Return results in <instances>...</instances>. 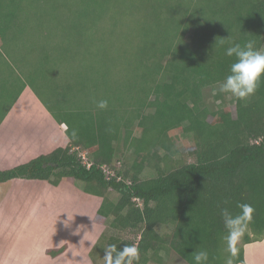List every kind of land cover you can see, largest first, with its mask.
Instances as JSON below:
<instances>
[{
  "label": "trees",
  "instance_id": "16d2710c",
  "mask_svg": "<svg viewBox=\"0 0 264 264\" xmlns=\"http://www.w3.org/2000/svg\"><path fill=\"white\" fill-rule=\"evenodd\" d=\"M231 41L261 48L264 0H0V125L29 88L66 126L0 183L80 181L112 230L97 264L112 246L131 264H243L264 238V77L247 100L219 92Z\"/></svg>",
  "mask_w": 264,
  "mask_h": 264
},
{
  "label": "rangeland",
  "instance_id": "374dc122",
  "mask_svg": "<svg viewBox=\"0 0 264 264\" xmlns=\"http://www.w3.org/2000/svg\"><path fill=\"white\" fill-rule=\"evenodd\" d=\"M260 50H264V43ZM43 90L40 88L41 96L48 97ZM206 95V101L213 103L209 90ZM226 97L231 98V94ZM230 107L234 111L232 104ZM56 128L53 116L26 88L0 125V169L14 167L62 145L63 137L55 133ZM81 154L87 160L85 151ZM142 175L151 176L153 171L145 169ZM99 201L72 178L57 185L27 178L0 183V264L103 261L105 250L101 255V246L90 256L92 246L99 239L106 244L112 231L106 224L93 221ZM168 229L161 228L160 232Z\"/></svg>",
  "mask_w": 264,
  "mask_h": 264
},
{
  "label": "clouds",
  "instance_id": "9594fccd",
  "mask_svg": "<svg viewBox=\"0 0 264 264\" xmlns=\"http://www.w3.org/2000/svg\"><path fill=\"white\" fill-rule=\"evenodd\" d=\"M221 45L224 41H220ZM228 57H234V60L229 66L228 75L219 84V92L231 94L238 100H247L253 96L260 84L262 77H264V50L257 49L253 41H246L241 44L239 42L231 41L226 47L225 53ZM108 106L107 100H100L97 107L105 109ZM247 213L250 214L252 209L245 206ZM225 217H228L227 209L223 210ZM240 218L228 219L227 224L231 228L233 225L239 223ZM115 246H112L110 251L106 253V264H131V261L138 260V250L133 247H125L123 250L116 253ZM195 264H207L209 253L206 250L197 251L193 257Z\"/></svg>",
  "mask_w": 264,
  "mask_h": 264
},
{
  "label": "crops",
  "instance_id": "0c3cea01",
  "mask_svg": "<svg viewBox=\"0 0 264 264\" xmlns=\"http://www.w3.org/2000/svg\"><path fill=\"white\" fill-rule=\"evenodd\" d=\"M2 124V123H1ZM65 126V124H62ZM60 124L57 125L55 133L62 134L64 129ZM66 128V126H65ZM162 264H185L174 256L165 255L164 262ZM241 264V263H239ZM243 264H264V238L260 241L251 242L244 245V263Z\"/></svg>",
  "mask_w": 264,
  "mask_h": 264
},
{
  "label": "built area",
  "instance_id": "2783aa9c",
  "mask_svg": "<svg viewBox=\"0 0 264 264\" xmlns=\"http://www.w3.org/2000/svg\"><path fill=\"white\" fill-rule=\"evenodd\" d=\"M82 157L85 158L83 154H82ZM84 160L86 161V159H84Z\"/></svg>",
  "mask_w": 264,
  "mask_h": 264
}]
</instances>
